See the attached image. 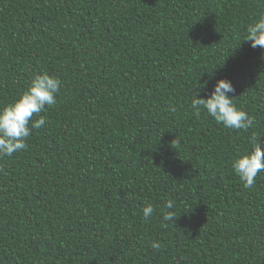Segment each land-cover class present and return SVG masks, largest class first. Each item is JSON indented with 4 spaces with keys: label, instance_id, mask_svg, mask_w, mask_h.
Listing matches in <instances>:
<instances>
[{
    "label": "trees",
    "instance_id": "16d2710c",
    "mask_svg": "<svg viewBox=\"0 0 264 264\" xmlns=\"http://www.w3.org/2000/svg\"><path fill=\"white\" fill-rule=\"evenodd\" d=\"M261 13L264 0H0V106L34 74L62 81L27 149L0 158V264H264V172L245 189L231 169L253 132L264 147V50L243 41ZM219 79L247 132L190 109L195 82L207 98Z\"/></svg>",
    "mask_w": 264,
    "mask_h": 264
},
{
    "label": "clouds",
    "instance_id": "9594fccd",
    "mask_svg": "<svg viewBox=\"0 0 264 264\" xmlns=\"http://www.w3.org/2000/svg\"><path fill=\"white\" fill-rule=\"evenodd\" d=\"M243 41L248 42L250 47H259L264 50V13L259 18L249 23L245 30ZM62 81L48 73L34 74L28 87L11 103L0 106V158L11 157L13 153L26 150L27 140L32 135L34 129H40L46 124V116H39L33 120L34 115L47 112L57 103V95L60 93ZM207 89V82L195 84L190 88L189 107L196 117L202 112L212 118L216 124L222 125L230 130H243L247 132L255 125L254 117L250 116L242 108H238L234 98L230 94H235V88L230 80L219 79L213 85L207 98H197L198 91ZM172 111L175 108L172 107ZM258 135L253 132L248 137L250 148L243 152H237L231 159V169L245 189H251L256 183V177L264 172V147L259 143ZM176 147H180V141L175 139ZM251 149V151H250ZM175 208L173 200L164 202L162 220H174ZM154 212L152 204L148 203L142 209V218L149 220ZM151 247L158 250L161 247L159 241H153Z\"/></svg>",
    "mask_w": 264,
    "mask_h": 264
}]
</instances>
